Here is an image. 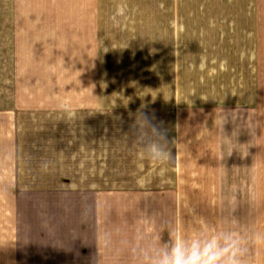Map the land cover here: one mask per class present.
I'll use <instances>...</instances> for the list:
<instances>
[{
	"label": "crops",
	"instance_id": "crops-1",
	"mask_svg": "<svg viewBox=\"0 0 264 264\" xmlns=\"http://www.w3.org/2000/svg\"><path fill=\"white\" fill-rule=\"evenodd\" d=\"M160 1L0 0V264H139L200 217L264 233L262 67L255 41L222 38L264 30V9ZM192 15L221 33L201 41L215 75L199 70L194 93L189 52L166 34ZM138 112L168 130L175 159H141ZM113 138L120 159L136 161L130 173L113 171ZM142 168V186H112V173ZM246 264H264V245H249Z\"/></svg>",
	"mask_w": 264,
	"mask_h": 264
},
{
	"label": "clouds",
	"instance_id": "clouds-1",
	"mask_svg": "<svg viewBox=\"0 0 264 264\" xmlns=\"http://www.w3.org/2000/svg\"><path fill=\"white\" fill-rule=\"evenodd\" d=\"M209 65L207 57L201 55L194 67L213 76L215 70H210ZM135 118V127L140 132L137 144L142 153L141 159L153 165L175 159L169 147L168 130L144 112H138ZM227 122V114L223 110L217 112L215 124L219 134L225 135L224 125ZM240 130L241 125H237L232 136L238 137ZM138 183L143 184L142 180H138ZM197 222L199 227L193 234L169 230L167 239L159 247L145 252L139 264H246L249 245H264V233L245 235L234 229L220 230L203 217L198 218ZM233 223L236 221L233 220Z\"/></svg>",
	"mask_w": 264,
	"mask_h": 264
},
{
	"label": "rangeland",
	"instance_id": "rangeland-1",
	"mask_svg": "<svg viewBox=\"0 0 264 264\" xmlns=\"http://www.w3.org/2000/svg\"><path fill=\"white\" fill-rule=\"evenodd\" d=\"M159 6L161 7H175L177 9H187L191 10L192 13H198V9L201 7L205 8H256V9H264V0H161L159 2ZM192 23L188 25L187 23L184 25L177 26L176 32L166 33L169 35V39H171L180 46L177 47V50L180 52V55L183 56L184 52H189V58L191 62V79H192V89L193 93L196 92V89L199 88V68L194 67L199 62V55L201 54V41L205 39H219L220 32H210L211 30L204 29L203 26H200L194 19L198 18V15H192ZM261 25V24H260ZM261 27V26H257ZM222 38L230 39V40H240L247 41L252 40L255 41V60L256 65L261 66L260 72L257 74V78H261L264 80V30H257L256 32H248V31H223ZM183 42L186 43V47L183 46ZM190 43V44H188ZM180 64V63H179ZM228 67V64L225 62V69ZM188 70V60L185 61V71ZM115 74V72H114ZM182 73L180 77L177 78V85H183ZM257 85V84H256ZM226 97V96H225ZM195 102H199V96L193 95L190 97ZM244 105H233L230 106L232 108L240 109ZM93 118V117H92ZM98 118V117H97ZM88 117L85 116L84 120H87ZM119 143L117 140L113 138L112 142V167L113 171H117L119 173V168H127L129 173L130 169L136 168L135 160H124L120 159L122 155L119 152ZM141 164L142 161H139ZM174 163V161H172ZM82 166V161H81ZM144 174H115L112 173L111 183L112 186H124V185H141L138 183V180H142V182L147 179L146 173L149 171L142 168ZM1 259H6V257H1ZM6 262V261H5Z\"/></svg>",
	"mask_w": 264,
	"mask_h": 264
}]
</instances>
